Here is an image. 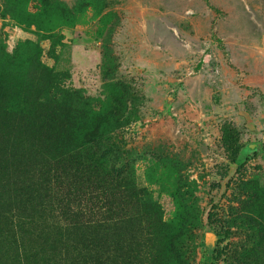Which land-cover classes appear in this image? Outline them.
<instances>
[{"label":"rangeland","instance_id":"374dc122","mask_svg":"<svg viewBox=\"0 0 264 264\" xmlns=\"http://www.w3.org/2000/svg\"><path fill=\"white\" fill-rule=\"evenodd\" d=\"M80 252L264 264V0H0V264Z\"/></svg>","mask_w":264,"mask_h":264},{"label":"trees","instance_id":"16d2710c","mask_svg":"<svg viewBox=\"0 0 264 264\" xmlns=\"http://www.w3.org/2000/svg\"><path fill=\"white\" fill-rule=\"evenodd\" d=\"M107 214H108L107 212L92 211L87 214L85 213L81 214V217H80V214L78 212L70 211V214L68 216L69 221L67 223L66 229L69 231V233H72V237H75V236L77 237L76 244L80 245L81 249L87 250L88 252L89 250L94 252L95 251L94 244H93V241L90 240L89 232L91 231V229L94 228V222H97V221L102 222V221L107 220L108 219ZM84 218L88 220H84ZM89 218H92V219H89ZM60 262H62V264H83L84 262L86 264H94L95 261L93 259H87V258L85 260V253L80 252V255H75L71 257L70 259L62 258L60 259ZM56 264H59V261L56 262Z\"/></svg>","mask_w":264,"mask_h":264},{"label":"water","instance_id":"95a60500","mask_svg":"<svg viewBox=\"0 0 264 264\" xmlns=\"http://www.w3.org/2000/svg\"><path fill=\"white\" fill-rule=\"evenodd\" d=\"M249 149H250L251 151H253V150L256 149V146H255V145H251Z\"/></svg>","mask_w":264,"mask_h":264}]
</instances>
